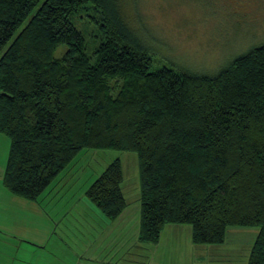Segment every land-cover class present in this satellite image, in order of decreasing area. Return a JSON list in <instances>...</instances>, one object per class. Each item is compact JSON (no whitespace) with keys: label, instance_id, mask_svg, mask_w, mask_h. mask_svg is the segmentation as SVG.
Wrapping results in <instances>:
<instances>
[{"label":"trees","instance_id":"1","mask_svg":"<svg viewBox=\"0 0 264 264\" xmlns=\"http://www.w3.org/2000/svg\"><path fill=\"white\" fill-rule=\"evenodd\" d=\"M106 2L0 0L4 186L35 200L84 148L133 151L141 241L159 242L168 224H190L198 244L258 226L248 264H264V44L215 75L150 71V53ZM89 3L106 8L93 55L72 21ZM124 178L116 158L87 189L110 219L129 206Z\"/></svg>","mask_w":264,"mask_h":264},{"label":"rangeland","instance_id":"2","mask_svg":"<svg viewBox=\"0 0 264 264\" xmlns=\"http://www.w3.org/2000/svg\"><path fill=\"white\" fill-rule=\"evenodd\" d=\"M106 4L110 11L120 13L134 39L150 53V71L170 67L198 75H215L239 55L264 44V0H107ZM105 10L89 3L72 16L91 55L102 39L99 23L103 21ZM67 48L66 44L60 45L55 55L63 56ZM116 158L122 160L124 190L137 234L136 216L141 224L137 153L84 148L43 194L46 195L42 205L50 211L48 221L53 223L55 238L72 237L79 243L83 231L87 238L97 234V226L92 225L100 223L96 214L109 217L91 200L96 213L86 210L84 203L78 205L80 200L71 204V199L81 196L79 185L88 174L93 176L86 183L97 178ZM173 225L181 227L178 234ZM163 230V237L161 233L157 243H145L139 235L135 237L133 258L126 263L248 264L259 227H229L225 241L219 244L195 243L190 224H168Z\"/></svg>","mask_w":264,"mask_h":264},{"label":"crops","instance_id":"3","mask_svg":"<svg viewBox=\"0 0 264 264\" xmlns=\"http://www.w3.org/2000/svg\"><path fill=\"white\" fill-rule=\"evenodd\" d=\"M9 150V138L0 133V264H127L128 259L132 260L134 238L139 235L140 225L136 216L138 232L135 235L129 206L114 220L97 213L100 223H92L97 226V234L87 238V233L81 231L84 235L78 238L79 243L72 237L55 238L53 223L48 221L50 211L42 205L46 190L39 198L28 200L4 186ZM87 176L86 180L92 179L93 174ZM86 180L79 185L81 196L72 198L71 204L80 200L78 205L84 203L86 210L93 213L86 192L94 180L89 183ZM172 228L178 234L181 227L173 225Z\"/></svg>","mask_w":264,"mask_h":264}]
</instances>
